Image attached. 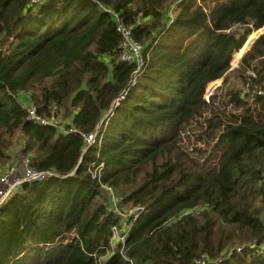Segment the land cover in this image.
<instances>
[{
    "label": "trees",
    "instance_id": "obj_1",
    "mask_svg": "<svg viewBox=\"0 0 264 264\" xmlns=\"http://www.w3.org/2000/svg\"><path fill=\"white\" fill-rule=\"evenodd\" d=\"M114 15L144 47L133 86ZM262 26L264 0H0V173L22 155L57 174L0 206V264H264V33L227 75ZM19 92L62 128L28 120ZM105 186L142 208L109 258Z\"/></svg>",
    "mask_w": 264,
    "mask_h": 264
},
{
    "label": "built area",
    "instance_id": "obj_2",
    "mask_svg": "<svg viewBox=\"0 0 264 264\" xmlns=\"http://www.w3.org/2000/svg\"><path fill=\"white\" fill-rule=\"evenodd\" d=\"M38 0H32L33 3ZM118 20V17L114 15ZM140 21H137L139 24ZM117 31L121 35V41L119 44L120 53L119 59L128 63L133 64L136 69L133 74L132 80L142 71L146 64L145 60V51L143 44L137 41L132 35V29L130 26L122 24L118 20ZM131 80V84H132ZM133 82V84H134ZM213 91V90H212ZM212 92H208V96ZM126 95V91L122 92L115 98L111 107L104 115L102 121L105 120L106 116L111 114L114 108L119 104ZM206 96V93H205ZM208 99V97L206 98ZM26 117L28 120L33 121L40 125L52 126L57 129L62 128V119L60 115V109L56 105H51L49 111L41 112L39 110V105L32 99H28L25 104ZM101 121V122H102ZM69 131L75 132V128H70ZM101 135L99 129L95 130L92 133L84 135L85 147L97 146L101 140ZM19 156V155H17ZM16 156V157H17ZM102 169V164L93 165L91 169V174L93 177H97L100 174ZM57 176V174L52 170H37L30 166L28 156L20 155L19 158L9 164L4 170L0 173V206H2L12 195L21 191L24 184L32 181H45L49 178ZM107 191H109L111 206L110 210L116 219V223L111 228V236L109 239V249L106 251V254L103 258H109L115 249H118L120 246V251H124L123 247L126 243L128 232L130 231L136 217L138 216L141 207H119L117 198L113 193L112 189L108 186H105ZM240 247L237 249L239 250ZM99 258V262L102 263V259ZM204 263V261H202Z\"/></svg>",
    "mask_w": 264,
    "mask_h": 264
},
{
    "label": "rangeland",
    "instance_id": "obj_3",
    "mask_svg": "<svg viewBox=\"0 0 264 264\" xmlns=\"http://www.w3.org/2000/svg\"><path fill=\"white\" fill-rule=\"evenodd\" d=\"M177 0H175V2H176ZM199 1V0H198ZM172 4H174V2L172 3ZM170 10V15H171V17H173L174 18V16H175V14H177V12L175 11V9L172 7V8H170L169 9ZM169 16V15H168ZM262 33H264V26H262L261 28H259L258 30H254V31H252V33L247 37V39H246V41H245V43L243 44V46H244V49L240 52V54H238L239 53V50L237 51V52H235L233 55H232V59H231V62H230V64H231V67H230V69H229V71H228V73H227V75L229 76V79H230V81H231V83L232 84H237V82H238V80L237 79H234L233 78V76H234V69L236 68V66L238 65V62H239V59H240V57L242 56V54H244V52H246L247 50H248V48H249V46H250V44L252 43V41L253 40H255L260 34H262ZM242 46V47H243ZM238 54V55H237ZM147 61V60H146ZM140 74V73H139ZM139 74L136 76V78H135V82H134V79L132 80V84H131V86H133V85H135V83H136V81H137V79H138V77H139ZM133 82H134V84H133ZM222 83V78L221 79H218V80H216V81H214V82H212V83H210L208 86H207V88H206V96H205V99L207 98V97H209L208 96V92L210 91V92H212V90L215 88V87H217V86H219L220 84ZM239 83V82H238ZM119 103H120V100H119ZM228 105V110H230V104H227ZM233 110H236V112H240L241 110L240 109H233ZM64 114V111H63V109H60V115H63ZM65 119V118H64ZM107 119H108V116H106V118H105V121H104V124L106 125V123H107ZM22 136H20L19 135V133H16L14 136H13V138L11 139V147L8 149V153L9 154H12L13 156H16L17 154H18V151L20 150V148H21V144H22ZM101 143V140L99 141V144ZM199 146L200 148H205V145H203V144H199V143H197V144H193L192 145V149L193 148H197V147ZM126 207L127 208H129L130 207V205L128 206V205H126Z\"/></svg>",
    "mask_w": 264,
    "mask_h": 264
},
{
    "label": "crops",
    "instance_id": "obj_4",
    "mask_svg": "<svg viewBox=\"0 0 264 264\" xmlns=\"http://www.w3.org/2000/svg\"><path fill=\"white\" fill-rule=\"evenodd\" d=\"M17 98L19 101L23 102V104H26L28 101V94L26 92H19Z\"/></svg>",
    "mask_w": 264,
    "mask_h": 264
}]
</instances>
